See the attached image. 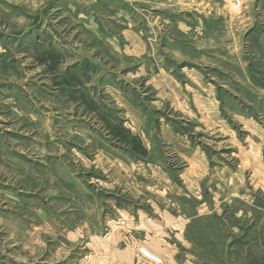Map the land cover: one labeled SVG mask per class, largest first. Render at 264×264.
I'll use <instances>...</instances> for the list:
<instances>
[{"label": "rangeland", "instance_id": "rangeland-1", "mask_svg": "<svg viewBox=\"0 0 264 264\" xmlns=\"http://www.w3.org/2000/svg\"><path fill=\"white\" fill-rule=\"evenodd\" d=\"M0 264H264V0H0Z\"/></svg>", "mask_w": 264, "mask_h": 264}]
</instances>
